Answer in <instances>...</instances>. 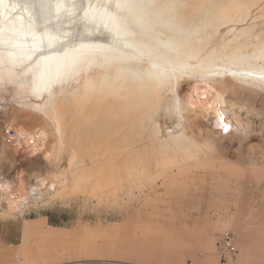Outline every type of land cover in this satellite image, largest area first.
<instances>
[{
	"label": "bare ground",
	"instance_id": "6f19581e",
	"mask_svg": "<svg viewBox=\"0 0 264 264\" xmlns=\"http://www.w3.org/2000/svg\"><path fill=\"white\" fill-rule=\"evenodd\" d=\"M24 2L0 4V100L9 97L17 112L44 126L7 129L34 151L51 134L44 158L68 157L54 181L40 179L26 190L20 178L0 175V206L12 213L41 186L65 192L89 184L102 199L136 192L145 198L162 187L170 200L177 198L170 209H202L184 200L204 189L195 182L209 158L190 120L211 110L221 126L222 108L231 102L223 95L224 72L264 91V0H119L128 5L121 9L118 0H50L51 14L32 20L12 7ZM112 14L120 17L119 31ZM41 25L59 38L34 50L33 32ZM183 81L193 83L188 95ZM158 202L153 208H161Z\"/></svg>",
	"mask_w": 264,
	"mask_h": 264
},
{
	"label": "rangeland",
	"instance_id": "374dc122",
	"mask_svg": "<svg viewBox=\"0 0 264 264\" xmlns=\"http://www.w3.org/2000/svg\"><path fill=\"white\" fill-rule=\"evenodd\" d=\"M222 77L229 88L224 98L231 102L222 108L221 126L211 110L190 120L209 146V158L202 164L205 176L195 182L204 189L184 200L202 209H170L177 198L170 200L162 187L145 198L136 192L102 199L89 184L65 192L41 186L39 198L25 191L28 198L12 213L0 206V264H264V91L245 87L229 72ZM192 86L183 81L182 94ZM16 104L0 100V175L20 178L26 190L40 179L54 181L68 156L44 158L51 134L35 151L18 133L9 142V125L28 132L44 126L17 112ZM234 111L238 121L231 120ZM218 240L227 245L218 247Z\"/></svg>",
	"mask_w": 264,
	"mask_h": 264
},
{
	"label": "snow or ice",
	"instance_id": "6c2138e0",
	"mask_svg": "<svg viewBox=\"0 0 264 264\" xmlns=\"http://www.w3.org/2000/svg\"><path fill=\"white\" fill-rule=\"evenodd\" d=\"M3 3V0H0V4ZM13 8H21L25 11H28L30 16V20L32 19H40L44 18L47 15L51 14L52 5L50 0H25L22 4H14L12 5ZM63 7L62 4L59 2L56 3V9L59 11ZM91 7V6H89ZM115 7L117 9L126 8L128 7L127 4L120 3L119 0L116 3ZM71 8L76 9L78 8L77 5L73 4L71 5ZM79 10L83 11L82 6L79 7ZM109 19L116 24L117 30L119 31V19L120 17L118 15L112 14L109 16ZM58 35L54 32H49L48 29H46L43 25L40 26V30L37 32H33V48L34 50H43L48 47H51L53 43L58 39ZM68 45H62L61 47V54H63V49L67 48ZM42 59H47L46 52L42 51L41 55ZM75 62V61H74ZM243 264V262H241Z\"/></svg>",
	"mask_w": 264,
	"mask_h": 264
},
{
	"label": "built area",
	"instance_id": "2783aa9c",
	"mask_svg": "<svg viewBox=\"0 0 264 264\" xmlns=\"http://www.w3.org/2000/svg\"><path fill=\"white\" fill-rule=\"evenodd\" d=\"M4 134H5V136H6V138H7V140L9 142L10 141L14 142V140H16L15 139L16 138L15 137L16 133H15V131L13 129L5 130ZM217 245H218V247H225L227 245V242L223 243L222 240H218L217 241Z\"/></svg>",
	"mask_w": 264,
	"mask_h": 264
}]
</instances>
